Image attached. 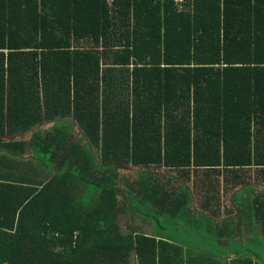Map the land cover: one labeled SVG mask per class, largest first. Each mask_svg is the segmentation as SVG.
<instances>
[{
    "label": "trees",
    "instance_id": "1",
    "mask_svg": "<svg viewBox=\"0 0 264 264\" xmlns=\"http://www.w3.org/2000/svg\"><path fill=\"white\" fill-rule=\"evenodd\" d=\"M254 178L264 0H0V264H264L120 222L264 238Z\"/></svg>",
    "mask_w": 264,
    "mask_h": 264
},
{
    "label": "rangeland",
    "instance_id": "2",
    "mask_svg": "<svg viewBox=\"0 0 264 264\" xmlns=\"http://www.w3.org/2000/svg\"><path fill=\"white\" fill-rule=\"evenodd\" d=\"M254 181H257V182H254ZM254 181H253V183H257V185H259V188H257V190L259 192L264 191L262 181H259V179H257V178H254ZM229 203H231V196L230 195H229V197L223 199V205L229 204ZM120 222H121L122 227H125V222H123L122 219ZM163 222H164L163 227L166 228V230H164L162 232V235H164V236H166L168 234V231L170 229L174 230V235H173L174 238L178 237L183 232L186 234L184 236H188L190 233V232H188V230L191 229V226L189 224V221H187V220L165 219V220H163ZM145 225H146V223H145ZM247 226H248V222H246V224H245L243 234L247 237L252 235V237H250L247 240V242H245L243 244L239 240L235 241V244L238 246L234 250H229V247L227 248V247H224L222 244H220V241L218 239H220L221 237H219V238L218 237L217 238L211 237L210 233H208V227L203 222L197 226L198 233L200 235H202L203 239L198 238L195 241L198 245L206 244L208 247L207 251L213 255L230 256V255H236V254L245 255V254L250 253V254H253L254 256H256L262 263H264V241L262 242V240H261V238H262L261 231H260L259 227H257L256 229L254 228L255 232L252 230L253 234H251V231L246 230ZM177 232H178V234H177ZM184 236H182V237H184ZM225 240H228V238H225ZM189 241H190V239H189ZM209 244H211V246Z\"/></svg>",
    "mask_w": 264,
    "mask_h": 264
},
{
    "label": "crops",
    "instance_id": "3",
    "mask_svg": "<svg viewBox=\"0 0 264 264\" xmlns=\"http://www.w3.org/2000/svg\"><path fill=\"white\" fill-rule=\"evenodd\" d=\"M127 204H128V202H127ZM128 210H129V207H128ZM142 215H143V212H142ZM121 218H122V220L124 222H126V221L128 222L129 221V223L131 225H135V226H137V228L142 229V230H139V231H142V232H144L147 235L148 234L149 235H154L156 233L157 235L165 237L166 239L170 238V240H172L176 244L185 245V246L187 245L188 247H190V249H192L194 251V254H201L202 252L204 254L210 253V252L207 251L208 247H207L206 244L198 245L196 243V241H195L196 239H198V238L199 239H203V237H202V235H200L198 233V228H197L198 225L194 224V222L190 225L191 229L189 231L190 232L189 235L188 236H184V237H187L188 240L190 239V241L188 242L185 238H181L182 236H178V237L174 238L173 237V235H174V230L173 229L170 232L168 231V234L166 236L162 235V232L164 230H166V228L163 227V223H162L161 226H159L157 224L153 225V223H154L153 219L145 220L142 217H138L137 215H131L128 211H127V214L123 215ZM243 222H244V220H243ZM247 222H248V226L246 227V229L251 231V234H253L252 230L254 231V228L252 226V223H251L250 220L249 221L247 220ZM145 223H146V225H145ZM207 223L208 222H205L206 226L208 227V233H210L211 237L217 238V237L214 236V231L215 230H213L210 226H208ZM244 223H246V221ZM230 233L224 234L223 236H221L222 239L220 238L218 240L220 241V244H222L224 247H227V248L229 247V250H234L238 246V245L235 244V241L239 240V237L238 238H234V234L233 233L230 234ZM177 234H178V232H177ZM236 235L238 236L239 234L237 233ZM250 237H252V235L247 237L244 234H242L241 238L244 241V242L241 241L242 244L247 242V240ZM225 238H228V240H225ZM261 240L263 242L264 238L262 237ZM209 245L211 246V244H209ZM211 255H213V254H211ZM236 255H238V254H236ZM232 256H234V255H232ZM131 264H137L135 255L131 256Z\"/></svg>",
    "mask_w": 264,
    "mask_h": 264
},
{
    "label": "built area",
    "instance_id": "4",
    "mask_svg": "<svg viewBox=\"0 0 264 264\" xmlns=\"http://www.w3.org/2000/svg\"><path fill=\"white\" fill-rule=\"evenodd\" d=\"M176 3H182L184 0H174Z\"/></svg>",
    "mask_w": 264,
    "mask_h": 264
}]
</instances>
